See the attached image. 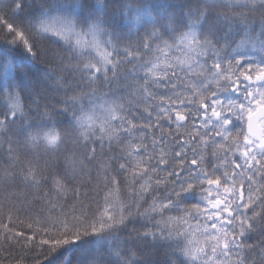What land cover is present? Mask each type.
Returning <instances> with one entry per match:
<instances>
[{
	"label": "snow or ice",
	"instance_id": "snow-or-ice-1",
	"mask_svg": "<svg viewBox=\"0 0 264 264\" xmlns=\"http://www.w3.org/2000/svg\"><path fill=\"white\" fill-rule=\"evenodd\" d=\"M0 264H264V0H0Z\"/></svg>",
	"mask_w": 264,
	"mask_h": 264
},
{
	"label": "trees",
	"instance_id": "trees-1",
	"mask_svg": "<svg viewBox=\"0 0 264 264\" xmlns=\"http://www.w3.org/2000/svg\"><path fill=\"white\" fill-rule=\"evenodd\" d=\"M72 258H73V260H75V258H76V254H73V255H72Z\"/></svg>",
	"mask_w": 264,
	"mask_h": 264
}]
</instances>
